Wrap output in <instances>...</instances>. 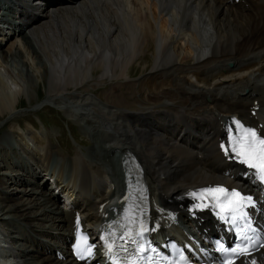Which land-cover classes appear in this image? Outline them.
<instances>
[{
	"label": "bare ground",
	"instance_id": "1",
	"mask_svg": "<svg viewBox=\"0 0 264 264\" xmlns=\"http://www.w3.org/2000/svg\"><path fill=\"white\" fill-rule=\"evenodd\" d=\"M6 1L14 4L21 23L8 22L0 32L7 41L17 31L31 56L43 62L44 102L81 112L88 127L102 126L112 141L100 149L88 143V151L77 152L63 167V154L53 161L56 155L41 132L20 122L21 130L10 126L0 132L1 234L13 246L17 264H78L68 258L65 246L74 213L80 210L88 222L106 220L103 215L120 184L119 164L127 154L138 155L144 165L150 218L165 234H171L165 223L176 209L182 227L198 239L196 230H212L211 218L194 224L181 208L187 193L204 181L215 182V171L226 166L216 148L218 121L225 113L249 112L254 100L264 109V0H238L239 6L235 0ZM158 14L166 27L157 32ZM242 33L249 36L245 46L238 44ZM176 38L188 51L179 61L171 45ZM2 46L0 120L16 113L20 96L33 86L30 71L23 77V69L3 65L10 58L25 67V61L15 60L19 46L9 53ZM133 62L148 70L129 81ZM105 83L109 86L102 92L92 91ZM258 121L264 123V116ZM7 133L22 142L16 147ZM96 150L115 152L117 163L109 166L111 161ZM42 171H57L60 185L69 177L66 183L76 188L80 203L68 210L55 206L57 195L43 191L48 179H39ZM57 250L66 259L58 260Z\"/></svg>",
	"mask_w": 264,
	"mask_h": 264
},
{
	"label": "snow or ice",
	"instance_id": "2",
	"mask_svg": "<svg viewBox=\"0 0 264 264\" xmlns=\"http://www.w3.org/2000/svg\"><path fill=\"white\" fill-rule=\"evenodd\" d=\"M226 134L227 142H221L219 145L224 157L243 166L247 170L245 176L251 175L264 184V135L235 118L226 128ZM187 195L193 199L190 211L211 209L219 220L230 225L233 230L239 228L234 246L227 247L220 241L216 242V250L222 257L220 264H260L256 253L264 250V235L258 233L251 225L248 210L256 207V200L251 195L222 185L198 189ZM130 197L131 193L125 195V204ZM146 199L142 193L135 197L133 203L124 208V214L109 223L99 236L108 264H159L157 257L172 264L170 257L160 252L149 240V234L155 232L160 225L159 221L151 220ZM201 200L205 202L201 203ZM168 215L169 219H174L171 214ZM76 223L77 243L73 247L74 255L87 264L94 256L96 246L89 243L83 249L79 247V216ZM169 247L176 249L180 261L190 264L182 249L177 248L175 244Z\"/></svg>",
	"mask_w": 264,
	"mask_h": 264
},
{
	"label": "rangeland",
	"instance_id": "3",
	"mask_svg": "<svg viewBox=\"0 0 264 264\" xmlns=\"http://www.w3.org/2000/svg\"><path fill=\"white\" fill-rule=\"evenodd\" d=\"M149 7H150V9L152 8V5L150 4V2H149ZM162 20L163 19L159 17L157 20V25H160ZM156 28H155V30L158 32L159 28H157V29ZM14 30H16V29H14ZM15 41H16V38H14V37L11 39H8L5 42V45H4L5 50H3V51H5L6 53H9L10 51L13 52L12 48H14L13 46L15 45ZM180 43L182 44L183 41L180 42L179 39L176 42L172 43V46H173L172 50H173L174 54L177 56L178 61L180 60V58L183 55H186L188 53V51H186V48H183L184 45L181 46ZM18 44H20L19 45L20 46L19 47L20 48V54L18 57H15V60L21 59V60H23V62L25 61V67L24 66L22 67L19 64L17 65L16 63H13L12 61L9 60L10 58H8V62L3 63V65L5 64L8 67L10 66L15 72L19 71V68L23 69V77L26 76V71L27 72L30 71L29 73L33 74V77H32L33 86H32V88L28 89L29 94L25 93V94H23V96H20L21 103L17 107L16 113L9 114L0 120V132H3L5 129H8L10 126H15V121H18V123L20 122L22 126L25 125V127L33 128L30 126L31 124L29 125V123H31V122H29V121L27 122L26 120H31L32 123L34 125H38L39 128L42 127L44 129H47L46 126L45 125L43 126L42 123L40 122V119H43L45 121V123L46 122L48 123L49 128L52 127L51 130L53 128L58 129V135L57 136L62 134L65 141L69 145L70 151L75 153L81 146L78 145L74 141L72 134L70 132V129L68 128L67 124L71 127V129H73L75 131L79 140L87 141L88 137L91 136V137L95 138L96 135L94 136V134H92V132H88V130L85 127H80L78 119H77L78 121L77 120L67 121L68 119L75 118V117L69 115L65 111H63V110L60 111V110L54 108L56 110L55 111L47 103H42L43 99L46 98L45 96L47 94V91L45 90V89H47L46 82L42 81L40 78V65H42L43 62L41 61L42 62L41 63L40 59L34 58L31 56V54H30L31 52L29 51V47L28 48L26 47L27 46L26 41L21 40ZM146 54H147V56H146L147 59H150L149 53H146ZM146 68H147V66H146ZM143 69L144 68H142L141 64L138 63V65H137V62H133L131 65V69L129 70V72L132 73L133 75L129 74V77L127 76L125 79H127L129 81L135 80L140 75V73ZM146 70H148V69H146ZM133 77H135V78H133ZM132 78H133V80H132ZM16 116H17V118H16ZM16 119H18V120H16ZM26 122L28 123L27 125H26ZM53 123L59 125V127L54 126ZM18 129L21 130L19 127H18ZM90 133L93 136L90 135ZM15 140H16L17 144H20L22 142V141L19 142L18 138H16ZM51 142H52V146H54V148L57 149V146L54 144L56 141H55V137L53 136V134L51 137ZM60 150L62 153L66 152L65 150H62V149H60ZM18 152H20V150ZM59 157H61V156L60 155L54 156L53 161H55V159H57ZM8 169L9 168L3 167L1 169V171H4V170L6 171ZM9 170L11 171V169H9ZM28 186L29 185H27L26 187H28ZM11 187L22 188L23 186H19V185L18 186H14V185L12 186V184H10L9 188H11ZM23 188H25V187H23ZM55 206H56V202H55Z\"/></svg>",
	"mask_w": 264,
	"mask_h": 264
}]
</instances>
